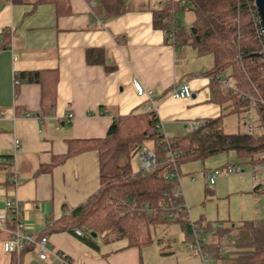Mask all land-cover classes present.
Here are the masks:
<instances>
[{
  "label": "crops",
  "instance_id": "obj_1",
  "mask_svg": "<svg viewBox=\"0 0 264 264\" xmlns=\"http://www.w3.org/2000/svg\"><path fill=\"white\" fill-rule=\"evenodd\" d=\"M162 7L163 0H0V161L11 156L9 169L0 170V211L6 199L17 198L26 231L45 233L96 191L95 141L115 118L154 110L160 130L172 137L186 134L193 119L220 115L205 73L211 56L203 66L197 60L207 54L166 38L156 14ZM36 71L45 85L14 82V72ZM134 78L145 96L136 94ZM182 82L189 83L191 96L172 98V87ZM44 87L52 94L50 108L42 104ZM71 142L77 152L57 162ZM198 165L202 174L208 169ZM262 167L252 168L251 180L255 172L264 187ZM235 189L244 192L240 184ZM246 192L255 204L264 193L254 185ZM46 234L47 247L65 252L74 264H144L142 248L126 238L96 235L94 248L66 231ZM6 237L0 231V264H60L50 254L40 260L36 247L5 252ZM211 239L208 244L220 242L218 235Z\"/></svg>",
  "mask_w": 264,
  "mask_h": 264
},
{
  "label": "trees",
  "instance_id": "obj_2",
  "mask_svg": "<svg viewBox=\"0 0 264 264\" xmlns=\"http://www.w3.org/2000/svg\"><path fill=\"white\" fill-rule=\"evenodd\" d=\"M179 10L191 12L188 26L179 22L176 16ZM156 14L166 38L171 32L173 44L190 45L199 54L211 56L212 65L205 73L210 77L213 99L221 107L220 115L204 119L184 135L167 136L176 152L174 163L166 155L164 133L157 125L154 110L115 118L105 137L95 141L99 187L38 235L66 231L97 248L96 235L103 234L107 239L126 238L129 246L143 247L152 242L150 226L177 222L189 241L194 228L209 231L214 226L201 219L190 221L183 197L174 195L178 184L173 173L180 175L182 162L197 160L204 164L209 156L232 152L239 163L264 167V105L260 102V99L264 101V38L258 33L253 0H174L173 3L163 0V7ZM216 76L228 79L235 90L222 89L214 79ZM15 79L17 83L45 85L38 71L20 72ZM51 96L50 89L44 87L42 104L49 103L48 108L52 106ZM229 114L237 117L242 131H225L224 118ZM249 114L253 117V134L245 129ZM145 142L154 150L156 164L148 170L133 171L130 160ZM76 152L71 142L68 152L56 161ZM10 161L11 156L4 157L0 170L9 169ZM254 189L264 192L260 184L254 185ZM159 204L174 207L178 216L168 217L167 209H161ZM143 207L153 210L146 211ZM76 229L80 235L75 234ZM215 231L220 242L206 243L211 262L264 264V218L242 220L237 225L217 227ZM27 248L30 247L23 250Z\"/></svg>",
  "mask_w": 264,
  "mask_h": 264
},
{
  "label": "rangeland",
  "instance_id": "obj_3",
  "mask_svg": "<svg viewBox=\"0 0 264 264\" xmlns=\"http://www.w3.org/2000/svg\"><path fill=\"white\" fill-rule=\"evenodd\" d=\"M182 25L188 26L192 14L185 10L176 13ZM199 63L210 64L209 55L202 56ZM234 114L226 115L224 118V129L227 132L243 130L237 122ZM145 142V146H149ZM225 163L237 164L243 170L240 180L234 174H221L215 179L212 185L204 179L197 160H189L180 164L179 181L182 185V194L185 201L188 218L196 221L201 216L205 221L211 222L214 226L213 234L208 239L216 238L217 226H230L239 220L264 218V193H261L258 203L252 202V196L247 194L248 189L253 186L251 180L252 166L246 163H239L232 152L218 153L204 159L205 167L210 170L224 168ZM131 169H139L137 154L130 160ZM264 171V167L261 168ZM264 179V176H263ZM241 185L244 192L234 193ZM152 242L142 248V259L144 264H200L198 256H194L187 249V241L184 240V231L177 222H158L150 226ZM163 241V244L158 240ZM211 239V240H212Z\"/></svg>",
  "mask_w": 264,
  "mask_h": 264
},
{
  "label": "built area",
  "instance_id": "obj_4",
  "mask_svg": "<svg viewBox=\"0 0 264 264\" xmlns=\"http://www.w3.org/2000/svg\"><path fill=\"white\" fill-rule=\"evenodd\" d=\"M166 2L173 3L174 0H165ZM183 3V1H181ZM257 22H258V33L262 34V31L260 29L259 25V20L256 15ZM169 40L172 42V37H171V32L168 34ZM264 38V36H263ZM14 72V82L17 83V80L15 79V74ZM209 80L210 77L208 76ZM216 81L220 83V86L222 89H230L231 91H234L235 88L231 85L228 79L220 78L218 76L214 77ZM132 87L135 90L136 94L138 96H145L146 92L144 87L142 86L141 82L134 78L132 80ZM170 96L174 99H184V98H189L191 96V88L188 82H182L180 84L174 85L170 91ZM260 102L264 105V101L260 99ZM146 109V107L144 108ZM68 118H72L73 114L68 113L67 114ZM201 121L197 119L191 120L187 125V133L191 132L194 130L197 126H199ZM246 132L253 134L255 132V127L253 123V117L252 115H248V120L246 123ZM164 139L166 141V149H167V157L171 162L174 163L175 157H176V152L171 149L168 137L164 134ZM19 139H14L13 142V148L14 150L19 149ZM156 155L155 152L152 148L148 146H142L139 148L137 151V161L139 164V169L140 170H148L156 164ZM198 163L201 164L200 161ZM260 166V165H258ZM176 169V167H175ZM241 170L237 165H232L228 164L224 166L223 169L220 167L215 168L213 170L210 169H205L203 173L204 179L208 181L209 184H213L215 182V179L220 176L221 174H240ZM175 177H177V188L174 192L175 196H181L183 197L182 194V185L179 181V175L176 173H173ZM172 175V174H171ZM13 179V177H12ZM253 185H258L260 184L259 181V176L254 172L253 177H252ZM184 199V198H183ZM185 201L183 200V205L186 209ZM159 207L161 209H167L166 215L170 218H176L178 216L177 212H174V207L172 208H167V206L159 204ZM146 211H152V208H144ZM22 213H21V203L17 198H11V199H6L4 201V208L3 210L0 211V231L4 232L7 237L5 240L2 242V248L5 252L7 253H16L19 254L20 251H22L26 247H36L37 248V257L40 260H45L48 255H52L54 258H56L60 264H74L65 252L61 251H56L53 249H50L47 247L48 243V238L45 235H38L34 234L31 232H28L24 228L23 221L21 219ZM188 217V213H187ZM189 219V218H188ZM190 220V219H189ZM191 221V220H190ZM214 229V228H213ZM213 229L211 230H203V229H193V238L189 241H187L186 247L187 249L191 252L192 255L198 256L200 259V264H216L210 261V258L208 257V253L206 251L207 247V237H210L213 234ZM76 235H80L81 232L80 230H75Z\"/></svg>",
  "mask_w": 264,
  "mask_h": 264
},
{
  "label": "water",
  "instance_id": "obj_5",
  "mask_svg": "<svg viewBox=\"0 0 264 264\" xmlns=\"http://www.w3.org/2000/svg\"><path fill=\"white\" fill-rule=\"evenodd\" d=\"M256 14L259 20L260 29L264 36V0H253ZM95 235V233H93Z\"/></svg>",
  "mask_w": 264,
  "mask_h": 264
}]
</instances>
